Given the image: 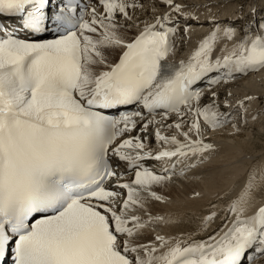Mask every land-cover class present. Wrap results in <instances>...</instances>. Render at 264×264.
Wrapping results in <instances>:
<instances>
[{"label": "snow or ice", "instance_id": "snow-or-ice-1", "mask_svg": "<svg viewBox=\"0 0 264 264\" xmlns=\"http://www.w3.org/2000/svg\"><path fill=\"white\" fill-rule=\"evenodd\" d=\"M161 2L195 19L175 0ZM98 5L100 13L80 0H0V264H253L264 257V203L246 215L261 187L255 173L203 239L197 237L217 212L201 218L199 232L166 236L154 226L175 221L152 215L147 204L163 202L154 188L172 180L179 165L183 175L196 166L193 157L212 150L203 126L229 121L212 105L201 107L194 86L264 69V21L213 58L216 45L236 35L233 27H216L172 66L165 63L174 51L176 29L165 27L171 16L145 23L128 40L123 32L132 27L126 22L136 0ZM116 49L122 54L110 63ZM150 126L155 154L139 134ZM113 157L127 165L130 181ZM148 160L160 162L161 172Z\"/></svg>", "mask_w": 264, "mask_h": 264}, {"label": "bare ground", "instance_id": "bare-ground-1", "mask_svg": "<svg viewBox=\"0 0 264 264\" xmlns=\"http://www.w3.org/2000/svg\"><path fill=\"white\" fill-rule=\"evenodd\" d=\"M175 2L184 5L183 12L195 16V19H185L182 14L172 13L161 0H136L138 7L129 10L133 19L126 23L132 27L124 30L125 39L131 40L143 29L145 23H154L157 17L168 14L171 20L167 23H177L175 49L170 56L174 63L179 64L181 60H187L200 41L214 28L233 27L236 29V35L231 41L221 40L215 47L213 58L225 54L221 49H230L239 42L244 36L243 29H251L264 20L262 16L264 0H175ZM97 12H102V8ZM121 54L122 49L111 51L108 56L109 62L116 63ZM240 102H243V108L240 107ZM193 103L195 105V102ZM208 105L227 113L229 119L231 113H235L245 124L240 126L241 122L235 121L215 130L203 126L202 138L205 143L212 145V150L205 153L204 157L195 159L200 164L206 161L202 167L209 166L212 169L192 171L190 168L185 174L173 175L172 180L154 188V191L163 198V202L149 199L148 211L154 216L162 215L175 221L169 225H155V231L161 235L176 236L193 231L199 232L201 218L210 211H215L218 213L215 222L208 232L200 233L197 237L203 239L221 223L223 209L244 188L250 173H255L256 182L261 187L254 193L257 202L246 215L254 213L261 203H264V181L260 180V175L264 172V155L258 156L264 152V69L247 75H237L227 83L223 82L216 88L207 89L201 95L200 106ZM175 120V115H172L167 123ZM183 130L187 131L186 124ZM154 131L153 126L147 131L151 147L155 142ZM161 131L166 135L175 134L178 139L183 140L174 128L161 127ZM137 134L134 131L131 135ZM155 146L159 145L156 143ZM208 157H212L211 162L207 161ZM153 171L161 172L160 169ZM127 176L130 181L132 176ZM138 214L146 218L143 212ZM147 232V239H151L154 235L152 229H148ZM253 264H264V257L255 260Z\"/></svg>", "mask_w": 264, "mask_h": 264}, {"label": "rangeland", "instance_id": "rangeland-1", "mask_svg": "<svg viewBox=\"0 0 264 264\" xmlns=\"http://www.w3.org/2000/svg\"><path fill=\"white\" fill-rule=\"evenodd\" d=\"M257 119H258V118H257ZM257 119H256V120H257ZM256 120H255V121H256ZM239 123H240V122H239ZM242 123H243V122L241 121V124H239V125L242 126V125L245 124V123H243V124H242ZM138 126H139V125H138ZM255 140H256V139H255ZM259 155H264V152H263V154H262V153L258 154V156H259ZM211 161H212V160H210V162H211ZM201 167H202V166H201ZM201 167H200V168H201ZM198 169H199V168H198ZM191 170H192V169H191Z\"/></svg>", "mask_w": 264, "mask_h": 264}]
</instances>
